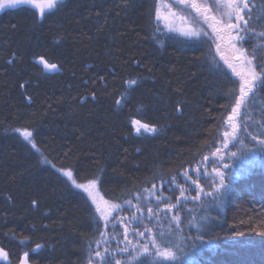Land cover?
Here are the masks:
<instances>
[{
    "label": "trees",
    "instance_id": "1",
    "mask_svg": "<svg viewBox=\"0 0 264 264\" xmlns=\"http://www.w3.org/2000/svg\"><path fill=\"white\" fill-rule=\"evenodd\" d=\"M251 5L253 26L264 32V0ZM122 7L120 0H63L62 10L46 12L35 28L33 18L41 17L31 7L0 13V264H18L25 252L28 264H85L101 231L93 222L98 216L80 200L79 190L64 188L57 169H75L78 182H85L103 165L105 182L98 190L120 203L174 178L219 139L238 94L234 74L212 61L204 40L156 31V0H135L126 13ZM60 36L63 43L56 46ZM14 52L19 59L7 63ZM41 56L59 70H44L35 62ZM128 73L142 77L135 91L123 86ZM253 91L251 121L243 129L261 141L264 90ZM85 96L88 101L80 103ZM134 121L135 127L147 124L158 131L137 133ZM16 129L35 130L38 153ZM41 154L48 163H39ZM230 163L226 193L213 201L216 190L184 211L185 230L164 234L174 242L175 259L141 255L129 264H264V152L243 149ZM33 199L37 208L31 207ZM205 222L210 244L195 239ZM37 244L43 250L33 252Z\"/></svg>",
    "mask_w": 264,
    "mask_h": 264
},
{
    "label": "rangeland",
    "instance_id": "2",
    "mask_svg": "<svg viewBox=\"0 0 264 264\" xmlns=\"http://www.w3.org/2000/svg\"><path fill=\"white\" fill-rule=\"evenodd\" d=\"M38 2L45 4V11L49 10L46 7V0H38ZM235 2L238 3L242 9L244 4H248L249 8L252 9L251 0H235ZM193 3L201 9L200 12H197L196 9L192 8L191 5ZM21 6H28L32 9H36L28 4ZM157 9L159 10L161 19L158 22L155 19V26L157 23L159 24V28L162 30L158 31L159 33L174 34L184 37L180 34L181 30L189 31L193 29H205L209 33H212V28L209 27V24L215 26L217 32L223 35L224 38L221 40L215 33H213L212 40L208 42L210 45L211 59L214 63L223 66L227 71L234 74L239 85V77L228 68L224 60L227 59L232 63L236 70L241 74L247 73L248 66L245 62L238 59L235 49L230 46V41L226 35V29L222 22L217 23V21L220 20V15L219 13L212 11L211 0H156V10ZM36 10L39 13V9ZM205 16L208 17L207 22L205 21ZM240 16H244V11L240 12ZM245 19H247V17H245ZM251 24V31L257 35L245 45V54L247 55V51L255 48L257 55L262 56L264 50V37H261L258 34L263 31H257L253 26L252 20ZM165 25H168V27H165ZM173 27L175 31H169V28ZM193 38L200 39L199 37ZM217 44L220 45L219 51H217ZM237 93L238 94L231 106V110L225 117L216 145L194 165L183 169L177 174V176L169 179L173 181L170 187H174L175 191H168L165 188L163 181L140 194L135 195L127 201L120 203L109 201V204L120 205L132 201L131 210L129 212H121L120 215L117 216L115 223L118 224V229L115 231L110 229L112 217L116 216V212L111 207L101 202V207L105 210V216L108 218L109 226H103V218H100V213L95 211L98 218H100L101 231L89 248L99 250L101 255L98 257L96 256L95 251H93L91 255L93 262L100 261L101 257H104L109 253L115 257V260H119L120 264H129L141 255H150L143 251V245L147 244L150 252H154L155 250L152 249L150 240L155 238L158 231L166 234L171 231L180 232L181 229L185 230L186 225L182 222L184 211L198 207L205 203L207 198L213 197L215 191L220 188V177L217 176L216 173H221L224 179L227 177V174H233L230 162L236 157L239 151L254 148L260 152H264V145L260 143V140L247 136L243 129V125L246 122L251 121V115L249 112L251 93L241 101V106L236 109V111H233V109L236 108V100L239 98V86ZM23 131H20L22 137ZM225 145H227V147H225ZM233 153H235V155H233ZM62 170L68 171L66 169ZM201 176L203 178H200ZM65 179L67 178L65 177ZM193 189H195V191H193ZM79 191L82 192V190ZM96 191L98 192L99 197L103 198L98 190V186ZM156 192H158L159 195H152V193ZM205 193H208V195H205ZM84 194L87 196V193ZM141 195H143L145 200L151 199L153 201V205L148 206H154L155 202L159 201L158 209L150 213L147 211L148 206H146L140 211H137L135 198ZM103 200L108 201L105 198H103ZM165 200H168L169 203H164ZM181 202H185L182 207ZM93 207L95 209V206ZM177 208H181V210L177 212ZM165 213H167L166 216L164 215ZM133 216L141 218L142 223L139 228L135 227L132 220ZM144 217H148L149 219H143ZM150 220L151 223L149 222ZM140 231H145V236L140 237L138 235ZM133 232H136L137 235L133 236ZM125 237L127 238L125 239ZM126 246L128 251L121 253V249H124ZM137 250H139V253ZM163 251H170L173 254V251L170 248L161 249V253ZM161 253H156L154 255L164 260L171 259L170 257L163 256ZM85 264H89V252L87 253Z\"/></svg>",
    "mask_w": 264,
    "mask_h": 264
},
{
    "label": "snow or ice",
    "instance_id": "3",
    "mask_svg": "<svg viewBox=\"0 0 264 264\" xmlns=\"http://www.w3.org/2000/svg\"><path fill=\"white\" fill-rule=\"evenodd\" d=\"M62 3L63 0H46V7L48 9H53L55 8L56 11L62 10ZM32 5L34 8L39 9V14L41 19L38 21L35 17L33 18V28L36 27L38 23H42V18L45 16V4L38 2V0H0V13L6 12L11 9H15L18 6L21 5ZM120 4L123 6L122 11H129L135 4V0H120ZM61 5V6H58ZM211 5H212V11L219 13L220 15V20L217 21V23L223 24L224 28L226 29V35L228 36V39L230 41V46L233 47L236 51L237 57L239 60L243 61L246 63L248 66V70L246 74H241L238 72L235 68V66L230 63L227 59L224 60L225 64H227L228 68L232 70L233 73H235L236 76L239 77V98L236 100V108L233 109V111H236L241 106V101L244 100L245 97L249 95V93H252L254 96L256 93L253 91L254 89L256 90H264V56H259L257 55L256 49L252 48L250 51H247V55L245 54L246 49L245 45L248 44L255 35L251 31L252 24V14H251V9L249 8L248 4H244L243 9L240 7L238 3L235 2V0H211ZM192 8L196 9L197 12H200L201 9L197 7L195 3H193ZM244 11V16H240V12ZM247 17V19H245ZM156 21L158 22L161 17L159 15V10H156V16H155ZM208 17L205 16V21L207 22ZM152 22V14L149 13V23L151 24ZM13 28H15V25H12ZM165 27H168V25H165ZM209 27L212 28V33H209L205 29H200V30H189V31H184L181 30L180 34L186 38H193V37H199L201 40H204L205 43H208L209 41L212 40L213 38V33H215L221 40H223L224 36L221 35L219 32H217V29L215 26L212 24H209ZM156 31H162L159 28V24H156ZM169 31H175L174 27L169 28ZM261 37H264V32L258 34ZM156 42L160 43L161 47H163V44L161 42L160 37H155ZM207 38V39H205ZM174 40L175 37H172ZM64 37L60 36L54 39L53 43L56 46H59L63 43ZM183 43L187 44L188 40L186 39ZM217 51H219L220 45L217 44ZM17 59H19L18 53H12V58L7 61L9 64H13ZM37 64L42 65L43 69L46 71H58L59 70V65L57 63H53L51 61L45 60L43 56L38 57L37 60L35 61ZM132 63L136 65L137 67H142L141 62L139 60H133ZM112 75H115V70L114 69H109L108 70ZM216 71L222 75L224 78H229L228 73H226L222 67L217 65ZM97 75L100 77L101 81L105 80V77L101 75L99 72ZM123 79V86L125 87V91H135L136 88H139L141 86L142 82V77L140 76L139 73H128ZM87 83V81H85ZM135 86V87H134ZM26 84L21 83L20 88L25 89ZM25 100L30 104L32 103V98L29 95L24 96ZM97 99L96 93L92 92L91 95V100L95 102ZM88 101V97H82L80 100V103H86ZM117 106L120 105V101H116ZM176 112L180 115H183V111L181 107L178 105L176 107ZM139 124V121H134L133 126ZM141 128H143L144 131H151V132H157L158 129L155 127L149 128V125L144 124L141 125L140 127H135V130L137 133L141 131ZM16 131H20V129H16ZM24 140L27 142V145H31V149H35L36 152H39V149L37 148V144L35 142V136L36 132L35 130L33 131H23L22 132ZM260 143L264 145V140H261ZM227 147V145H225ZM31 149L29 150V154H35L32 153ZM139 152L140 149H137ZM235 155V153H233ZM41 164H46L48 161L43 158V155L41 154V159L39 161ZM227 166V165H225ZM63 168V166H62ZM57 173L59 174L58 178L61 180V183L63 184L64 188L68 191H72L73 189L76 190H82V192H77L76 194L80 197V200L83 202V204L89 209V211H92L93 206H95V211L100 213V218H103L104 220V227L109 226V221L107 216H105V210L104 208L101 207V202L103 204L108 205L111 207L115 212L116 216L112 217V222H111V229L112 231H115L118 229V224L115 223L117 216L120 215L121 212H129L131 210L132 206V201H128L124 205L120 204H109V201H104L102 197H99L97 190V186L103 187L104 185V177H103V172L104 168L103 165L101 166L100 169H97L94 172H91L90 175L84 177L85 182H78V177L79 173L75 170H68V171H63L62 169H57ZM217 176L220 177V189H223L221 191L220 189L217 190V195L213 197V201H216L219 199L220 196H223L226 191H227V186L224 184V177L221 173L217 172ZM66 177L67 179H64ZM200 178H203L202 176ZM173 181H164V186L168 191H175L174 187H170L172 185ZM195 191V189H193ZM83 193H87V196H84ZM152 195H159L158 192L152 193ZM205 195H208V193H205ZM9 203L12 202L11 196L7 197ZM136 210L140 211L141 209L145 208L148 205H153V201L151 199L145 200L143 195L136 197ZM164 203H169L168 200H165ZM183 203L181 202V207L183 206ZM39 206V202L36 199H33L31 201V207L32 208H37ZM159 207V201L155 202L154 206H148L147 211L152 213L156 211ZM181 208H177L176 211L179 212ZM165 216L167 213L164 214ZM100 218H97L95 215H93V222L96 226V229L99 230L101 227V222ZM143 219H149L148 217H144ZM208 218L206 217H201V220L206 221ZM132 220L134 222V225L136 228H139L141 226L142 220L141 218L137 216H133ZM151 223V220L149 221ZM133 236H136L137 233L133 232ZM140 237L145 236V231H140L138 233ZM208 236L209 240L204 241L203 237ZM127 237H125L126 239ZM211 227L210 225L205 222V223H200L199 227L197 228L195 232V239L200 240L204 244H210L211 243ZM150 243L152 245V249H154V252H150L148 245L145 244L143 245V251L145 253H148L150 255H154L156 253H161V249H168L173 246V240L171 237L165 236L161 232H157L156 236L154 239L150 240ZM42 251L43 248L40 244L36 245V248L33 249V252L36 251ZM95 251L96 256H100L101 253L99 250H94L89 248V264H120L119 260H115V257L112 256L110 253L107 254L104 257H101L100 261L93 262L91 255L92 252ZM128 248L127 246L124 249H121V253L127 252ZM139 253V250H137ZM2 254V253H0ZM165 257H170L175 259L173 257L172 252L170 251H163L161 253ZM28 257L29 253L25 252L24 253V259L22 261V264H28Z\"/></svg>",
    "mask_w": 264,
    "mask_h": 264
},
{
    "label": "bare ground",
    "instance_id": "4",
    "mask_svg": "<svg viewBox=\"0 0 264 264\" xmlns=\"http://www.w3.org/2000/svg\"><path fill=\"white\" fill-rule=\"evenodd\" d=\"M34 10H36V9H34ZM50 10H52V9H49V10L45 11V13L48 12V11H50ZM36 12H37V10H36ZM37 13H38V12H37ZM38 14H39V13H38ZM39 15H40V14H39ZM94 210H95V209H94ZM22 260H23V259H22ZM22 260H21V261H22Z\"/></svg>",
    "mask_w": 264,
    "mask_h": 264
},
{
    "label": "water",
    "instance_id": "5",
    "mask_svg": "<svg viewBox=\"0 0 264 264\" xmlns=\"http://www.w3.org/2000/svg\"><path fill=\"white\" fill-rule=\"evenodd\" d=\"M1 256H2V255H0V258H1ZM22 261H23V260H22ZM22 261H21V263H20V264H22Z\"/></svg>",
    "mask_w": 264,
    "mask_h": 264
}]
</instances>
